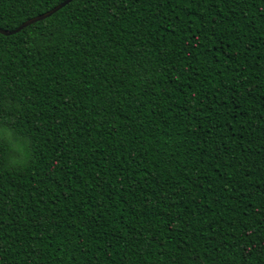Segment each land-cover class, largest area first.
I'll list each match as a JSON object with an SVG mask.
<instances>
[{
	"label": "trees",
	"instance_id": "1",
	"mask_svg": "<svg viewBox=\"0 0 264 264\" xmlns=\"http://www.w3.org/2000/svg\"><path fill=\"white\" fill-rule=\"evenodd\" d=\"M64 0H0L12 31ZM4 264H264V0H72L0 34Z\"/></svg>",
	"mask_w": 264,
	"mask_h": 264
},
{
	"label": "water",
	"instance_id": "2",
	"mask_svg": "<svg viewBox=\"0 0 264 264\" xmlns=\"http://www.w3.org/2000/svg\"><path fill=\"white\" fill-rule=\"evenodd\" d=\"M71 1L72 0H64L63 2L59 3L54 8H52L51 10L26 20L25 22H23L21 25H19L17 28H15L12 31L3 30V29L0 28V34L10 35V34L16 33L18 31H20L22 28H24V27H26V26H28L30 24H33V23H35L37 21H40V20H43V19L49 17L50 15H52L53 13H55L56 11H58L59 9H61L62 7H64L65 5H67Z\"/></svg>",
	"mask_w": 264,
	"mask_h": 264
},
{
	"label": "snow or ice",
	"instance_id": "3",
	"mask_svg": "<svg viewBox=\"0 0 264 264\" xmlns=\"http://www.w3.org/2000/svg\"><path fill=\"white\" fill-rule=\"evenodd\" d=\"M6 259V254L4 251H0V264H4V260Z\"/></svg>",
	"mask_w": 264,
	"mask_h": 264
}]
</instances>
